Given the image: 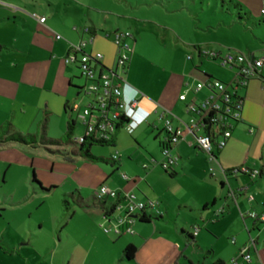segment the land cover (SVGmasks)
Returning <instances> with one entry per match:
<instances>
[{
    "label": "crops",
    "instance_id": "obj_1",
    "mask_svg": "<svg viewBox=\"0 0 264 264\" xmlns=\"http://www.w3.org/2000/svg\"><path fill=\"white\" fill-rule=\"evenodd\" d=\"M262 2L264 5V0ZM75 10L84 17V9L75 7ZM39 16L46 18L44 23H40L33 16H17L21 20L20 23L15 21L11 23L17 32L8 34L9 41L0 42V58L9 57L6 62L0 60L3 64L0 72V94L6 96L9 101L16 102L21 90L36 93L39 113L44 116H58L56 128L62 134L63 129L66 131L67 122L72 116V106L78 105L74 96L84 93L83 86L86 83L80 75L77 63H66L65 58L69 52V44L86 40L87 34L84 30L80 34L68 31L63 32L65 38L56 39L55 24L48 23L47 16ZM10 17H1L0 24L3 23L5 26ZM88 20L89 23L83 24L82 27H90L95 31V36L91 41L92 45L89 46V43L85 50L102 54L97 68L98 72L104 73L115 66L116 49H112L101 37L96 38L99 21L90 17ZM131 25L136 34L143 31L140 22ZM162 29L167 32L165 35L172 36L165 38L163 35V43L167 41L176 52L180 50L182 53L175 58L172 53L167 56L165 67L168 71H164L166 75H158L156 64L145 62L143 56L137 53L142 45L138 46L131 29H113L114 33L121 30L131 34L132 52L123 73V79L129 85L125 91L129 94L135 89L140 93V105L149 111V116L131 132L134 135L133 145L117 144L118 133L126 128L124 124L121 125L112 147L115 152L110 153L107 158L109 163H105L110 167V172L102 183L119 193L132 192L138 201L154 203V206L149 205L145 209L146 221H141L140 216L135 218L132 223L134 234L116 236L104 233L99 227V223L103 221L102 203L96 202L94 197L86 200L79 197L81 212L86 218L83 224L80 223L79 228L89 233L100 228L101 233L98 231L95 233L100 238V245L97 249L93 248V245L86 249L85 244L80 243L81 240H78L79 242L76 238L71 240L73 236L68 232L65 236V248L69 254L64 264H92L89 258L93 251L96 252L101 264L133 262L137 258V252L148 242L155 237L163 239V230L168 227L166 218L169 219L174 210L181 218L177 222L179 234L176 243L179 246L173 244L167 248L170 252L177 251L167 264H179L181 259H183L181 264H185V261L188 264H214L218 261L230 264L231 258L238 256L243 247H249L251 255L249 264H264V222L248 215L251 211L258 215L264 214V64L259 70V75L251 77L239 93L243 97L240 120L231 122V135L225 145L220 149L214 147L212 155H208L196 146L194 135L186 132L172 148V153L178 158L170 170L172 173L170 176L163 171L160 162L154 160L152 156L149 160V149L143 146L148 136H153L161 150L166 140L163 122L159 117L161 112L167 110L174 125L186 129L200 119L202 114L200 108L210 96V90L206 85L209 80L217 79L232 83L238 78L235 68L223 67L218 59L199 54V51L224 53L225 50L221 48L223 44L201 39L185 42L172 28L163 26ZM41 41L48 43V50L42 51L36 46L40 45ZM95 42L98 44L95 45ZM183 46H188L191 50L183 54ZM233 52L243 53L236 50ZM247 52L255 56L249 48ZM263 55L260 54V57ZM188 56L191 58L188 59ZM52 64L56 66L53 73L49 72ZM81 80L84 83L80 87ZM73 86L79 87L80 90ZM181 95L185 96L183 100L180 99ZM23 105L21 102L20 111H23ZM16 106L17 104L10 106L13 116ZM189 106L194 108L189 109ZM39 122L36 124V132ZM16 130L22 132L18 127ZM45 133H49V127L45 128L44 135ZM202 133L203 130H200L197 135ZM136 150L144 154L136 164L129 165L122 160L121 155L125 154L127 162H133L131 155L136 153ZM114 153L118 154L117 159L111 158ZM96 156L105 158L98 154ZM139 166H142V171ZM239 167H246L250 171L257 170L258 174L250 176L251 178L248 174H233L232 170ZM120 171L122 175L128 177L120 178L125 183L116 176ZM229 186L234 190L242 186H248V189L242 193L235 191L232 196L229 194ZM220 208L223 211L217 214ZM151 225L152 228L148 227ZM80 233L78 239H82L86 234ZM128 245L136 248L132 260H126L122 256V251ZM190 249L195 254L199 251L205 255L203 258L207 262L202 263L199 255L194 258ZM101 252L104 253L103 256L100 255ZM8 254L10 252L0 245V256L5 257Z\"/></svg>",
    "mask_w": 264,
    "mask_h": 264
},
{
    "label": "rangeland",
    "instance_id": "obj_2",
    "mask_svg": "<svg viewBox=\"0 0 264 264\" xmlns=\"http://www.w3.org/2000/svg\"><path fill=\"white\" fill-rule=\"evenodd\" d=\"M223 1L225 2L222 3V0H0V18L11 16L5 26L3 23L0 24V42L9 41L8 34L17 32L11 23L13 21L20 23L21 20L17 17L19 15L47 16L48 23L55 24V32L62 38H65L63 32L70 31L76 34L83 32L82 26L89 23L88 17H90L99 21L96 38L101 37L112 49H116L112 41L114 30L131 29L130 32L135 35L138 46L142 45L137 53L143 56L145 62L156 64L158 75H166L168 69L165 67V60L170 53L174 58L181 53L180 50L176 52L173 46L170 47L167 41L163 43V35L167 34L162 29L163 26L172 28L185 42L198 39L212 40L223 44L221 48L225 52L236 50L248 53L247 48H249L256 57H260V54H264L262 0H232L239 3L240 8H234L229 3L230 0ZM75 7L84 9V17L82 14H77ZM238 12L242 15L241 20L237 17ZM136 22L142 25L143 31L139 34L133 31L131 25ZM74 26L77 27L76 30ZM106 34H110L111 38H106ZM85 37L88 44L90 43L89 46L92 45L90 37L88 35ZM167 37L172 38L171 34L165 35V38ZM97 44L95 42V45ZM47 45L48 43L43 41L40 45L36 44L42 51L48 50ZM182 48L183 54L191 50L188 46ZM0 60L6 62L9 57H1ZM1 65L3 64L0 63V72ZM55 69V64H52L49 72L53 73ZM83 83V80L79 81L80 87ZM37 97L34 92L21 90L17 101L12 102L0 94V127L10 123L13 131H17L18 127L22 132H17L24 135L35 133L36 124L44 117L36 106ZM74 97L79 105V111L72 112L77 126L71 140L84 133L78 115L90 101L83 92ZM21 102L24 104L23 111L19 110ZM16 104L13 116L10 106ZM46 118L48 120L45 125L46 129L49 127V133L45 135L48 138L60 139L65 130L63 129L62 134L58 132L56 128L58 116L47 115ZM38 131L41 133L40 126ZM117 138L119 146L133 145L134 135L128 133L126 128L118 133ZM143 146L149 149V160H151L150 156L157 162L162 160L155 137L148 136ZM116 149L119 150V147L116 146ZM113 150L114 148L110 146L94 145L91 153L109 158L110 153L115 152ZM75 154H77V146L70 144L62 146H30L15 142L0 144V245L10 252L5 257L0 256V264H64L69 254L65 248V236L68 232L73 236L71 240L75 238L77 242L81 240L80 243L85 244L86 249L91 248V245L93 248H98L100 238L95 233L97 231L101 233V229L89 233L79 228L80 223L83 224L86 220L81 212L79 197L84 200L93 198L109 174L110 167L78 154L74 156ZM142 155L144 154L140 150L132 153L133 162H127L125 154L121 157L131 165L140 161ZM139 167L141 170L142 166ZM33 174L38 183L32 181ZM116 176L125 183L120 179L122 171ZM178 219L181 220L174 210L169 215V219L166 218L168 227L163 230V239L159 240L155 237L137 252V258L133 262L127 264L169 263L177 254V251L170 252L167 248L173 244L177 246ZM148 227L152 228V225ZM80 232L86 233L82 239H78ZM191 251L193 250L190 249ZM196 253L191 252L194 258L199 255L202 263L207 262L203 258L205 255L200 254L199 251ZM100 255L103 256L104 253L101 252ZM89 262L101 264L96 252L91 253ZM182 262L183 259L179 264ZM184 263L188 264L186 261Z\"/></svg>",
    "mask_w": 264,
    "mask_h": 264
},
{
    "label": "built area",
    "instance_id": "obj_3",
    "mask_svg": "<svg viewBox=\"0 0 264 264\" xmlns=\"http://www.w3.org/2000/svg\"><path fill=\"white\" fill-rule=\"evenodd\" d=\"M261 15L264 16V9L261 10ZM32 16L40 23H44L46 20L43 16ZM84 32L86 33V29H84ZM55 38L61 39V36L56 34ZM130 39L131 34L127 31L114 33L116 45L115 66L104 73L98 72L97 68L102 59V54L87 52L85 50L88 45L86 40L69 44V52L65 58V62L77 63L80 75L86 81L83 91L90 98L89 103L78 115L80 123L84 127V133L82 136L74 139L77 144H81L84 141V137L89 135L109 140L120 124H124L127 131L131 133L148 118L149 111L144 110L140 105V93L135 89H132V92L129 94L125 91L129 85L124 81L123 73L132 52ZM205 54L211 58L218 59L220 65L223 67H236L238 79L235 83L237 87L245 86L248 79L259 73L264 64V56L256 57L249 53L227 51L224 53L205 52ZM187 58L190 59L191 56ZM206 85L210 90V96L201 106L200 111L202 114L200 116H203L204 113H212L207 119L208 122L225 121L228 129L223 132L222 137L217 143V147L222 148L231 135V122L240 120L242 104L235 103L230 98L233 92L227 91L225 93L226 86L224 82L214 79L208 81ZM184 98V95L180 96V99L183 100ZM193 108L189 106V109ZM72 110L78 112L79 105H73ZM168 114L170 113L164 109L159 116L163 122L166 134V140L160 150L162 157L160 166L162 169L169 171L176 164L178 157L172 153V148L179 143L188 131L194 135L196 146L204 153L212 155L215 147L212 139L206 132L197 135V132L206 126L205 124L199 125L196 123L186 129H181L174 125L172 118ZM250 132H252V129H250ZM112 158L117 159L118 154H113ZM232 173H246L254 177L258 174V171H250L246 167H239L233 169ZM122 177L124 179L128 178L126 175H122ZM93 197L96 202L102 203L106 207V210L103 209V221L99 223V227L104 233L116 236L134 234V230L132 229V223L135 220L134 216L143 213L149 205L154 206V203L148 204L138 201L132 192L119 193L105 184L99 186L97 193ZM222 211V208L218 209L217 214ZM248 215L264 222V214L258 215L254 211H251ZM250 262L249 247H243L239 255L230 260V264H249Z\"/></svg>",
    "mask_w": 264,
    "mask_h": 264
},
{
    "label": "trees",
    "instance_id": "obj_4",
    "mask_svg": "<svg viewBox=\"0 0 264 264\" xmlns=\"http://www.w3.org/2000/svg\"><path fill=\"white\" fill-rule=\"evenodd\" d=\"M223 2H225V1L222 0V3ZM229 3L232 4V6L234 8H240L241 7V5L239 3L234 2L232 0H230ZM237 17L239 20L242 19V15L240 12L237 13ZM84 29H86V34L90 37V39L92 41V39L95 36V31L92 30L90 27H84ZM116 32H119V30L115 31V33ZM106 38H111V35L106 34ZM112 41L115 45L114 37H113ZM199 54L200 55H206L204 52H201V51H199ZM212 59H214V58L212 57ZM233 68L236 69V67H233ZM256 75H259V73H256ZM256 75H254V76H256ZM225 86H226L225 93H227V91L233 92V94H232V96H230V98L233 99V101H235V103L242 104L243 103V97L239 93H241V91L245 88V86H240V87L238 86L237 87L235 81L232 83H225ZM73 87L76 88L78 91L80 90L79 87H75V86H73ZM211 114L212 113H204L203 116H200V119L198 120L197 124H199V125L205 124L206 125L202 129L203 132H206L209 135V137L213 141L215 148L220 149L217 147V143H218L219 139L222 137L223 132L228 128L226 126L225 121H215V122L209 121L208 122L207 119L211 116ZM46 120H47V118H46V116H44L43 119L39 122L41 133L39 131H37L33 134H26V135H24L20 132L11 130L10 123H6L5 126L3 125L0 127V144L11 143V142L20 143L23 145H30V146H37V145L62 146V145L70 144L73 146H77V154L86 158V159H89L91 161H99V162L109 163V159L103 158V157H97V156L93 155L91 153V148L94 145L113 147L114 142H115V138H116V134H117L118 130L121 128V124L117 126L114 134L111 136V138L109 140H103V139L96 138L94 135L93 136L89 135V136L84 137V141L81 144H77L75 142V140H71V136H72V134H73V132L77 126L76 121L72 116H70V118L67 122L66 131L60 139H52V138H48L44 135V131L46 128V125H45ZM207 128H209V130H207ZM163 171L168 173L170 176L172 174L170 172V170L167 171V170L163 169ZM239 174L247 175L246 173H239ZM32 181L35 183H38L36 181L34 174L32 175ZM103 209L106 210V207L104 205H103ZM138 216H140L141 221L147 220V217L145 216L144 212L140 213ZM135 253H136V248L133 245H128L122 251V256L126 260H132L134 258ZM214 264H223V263L218 261V262H215Z\"/></svg>",
    "mask_w": 264,
    "mask_h": 264
},
{
    "label": "water",
    "instance_id": "obj_5",
    "mask_svg": "<svg viewBox=\"0 0 264 264\" xmlns=\"http://www.w3.org/2000/svg\"><path fill=\"white\" fill-rule=\"evenodd\" d=\"M207 130H209V128H207ZM249 177H250V175H249ZM252 177V176H251ZM250 177V178H251ZM246 189H248V186H242V187H240V188H238V189H236V190H234V189H232L230 186H229V194L230 195H234L235 194V191H239V193H242V191H246ZM137 216H134V218H136Z\"/></svg>",
    "mask_w": 264,
    "mask_h": 264
}]
</instances>
